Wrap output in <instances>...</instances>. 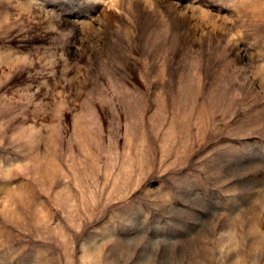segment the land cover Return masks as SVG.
<instances>
[{"label": "rangeland", "instance_id": "374dc122", "mask_svg": "<svg viewBox=\"0 0 264 264\" xmlns=\"http://www.w3.org/2000/svg\"><path fill=\"white\" fill-rule=\"evenodd\" d=\"M0 264H264V0H0Z\"/></svg>", "mask_w": 264, "mask_h": 264}]
</instances>
